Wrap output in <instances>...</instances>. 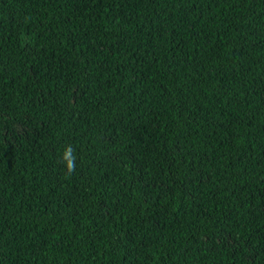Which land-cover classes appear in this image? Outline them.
I'll use <instances>...</instances> for the list:
<instances>
[{"label": "trees", "instance_id": "16d2710c", "mask_svg": "<svg viewBox=\"0 0 264 264\" xmlns=\"http://www.w3.org/2000/svg\"><path fill=\"white\" fill-rule=\"evenodd\" d=\"M0 264H264V0H0Z\"/></svg>", "mask_w": 264, "mask_h": 264}, {"label": "clouds", "instance_id": "9594fccd", "mask_svg": "<svg viewBox=\"0 0 264 264\" xmlns=\"http://www.w3.org/2000/svg\"><path fill=\"white\" fill-rule=\"evenodd\" d=\"M61 160L64 162L65 174L71 176L75 171L76 156L74 150L68 146L61 154Z\"/></svg>", "mask_w": 264, "mask_h": 264}]
</instances>
